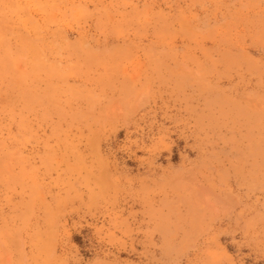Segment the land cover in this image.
Wrapping results in <instances>:
<instances>
[{
	"label": "rangeland",
	"instance_id": "rangeland-1",
	"mask_svg": "<svg viewBox=\"0 0 264 264\" xmlns=\"http://www.w3.org/2000/svg\"><path fill=\"white\" fill-rule=\"evenodd\" d=\"M0 264H264V0H0Z\"/></svg>",
	"mask_w": 264,
	"mask_h": 264
}]
</instances>
